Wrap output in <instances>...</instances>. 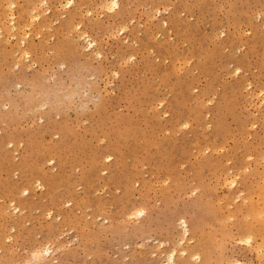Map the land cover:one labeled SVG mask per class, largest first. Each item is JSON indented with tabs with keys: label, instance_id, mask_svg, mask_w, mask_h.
I'll return each instance as SVG.
<instances>
[{
	"label": "rangeland",
	"instance_id": "obj_1",
	"mask_svg": "<svg viewBox=\"0 0 264 264\" xmlns=\"http://www.w3.org/2000/svg\"><path fill=\"white\" fill-rule=\"evenodd\" d=\"M0 264H264V0H0Z\"/></svg>",
	"mask_w": 264,
	"mask_h": 264
},
{
	"label": "bare ground",
	"instance_id": "obj_2",
	"mask_svg": "<svg viewBox=\"0 0 264 264\" xmlns=\"http://www.w3.org/2000/svg\"><path fill=\"white\" fill-rule=\"evenodd\" d=\"M115 3V2H114Z\"/></svg>",
	"mask_w": 264,
	"mask_h": 264
}]
</instances>
